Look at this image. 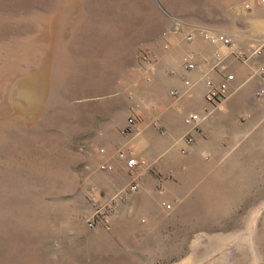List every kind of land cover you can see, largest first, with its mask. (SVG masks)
<instances>
[{
  "label": "rangeland",
  "instance_id": "rangeland-1",
  "mask_svg": "<svg viewBox=\"0 0 264 264\" xmlns=\"http://www.w3.org/2000/svg\"><path fill=\"white\" fill-rule=\"evenodd\" d=\"M175 33L225 36L253 54L264 4L0 0V264H264L256 108L243 136L213 155L196 198L165 200L161 217L112 216L115 186L100 166L137 122L146 65ZM94 200L112 208L109 229L89 227Z\"/></svg>",
  "mask_w": 264,
  "mask_h": 264
},
{
  "label": "crops",
  "instance_id": "crops-1",
  "mask_svg": "<svg viewBox=\"0 0 264 264\" xmlns=\"http://www.w3.org/2000/svg\"><path fill=\"white\" fill-rule=\"evenodd\" d=\"M259 7L252 4L253 10ZM174 35L156 54V61L146 65L148 86L137 122L106 150L104 163L112 165L113 171L105 172H110L108 181L115 186L109 204L112 216L125 208L134 215L161 217L166 215L165 200L196 198L206 179L203 176L215 165L213 155L226 152L233 138L238 141L243 136L246 124L242 118L252 115L254 108L262 110L264 117V98L257 99L264 91V54L255 56L251 50L242 54L238 45H213L198 37L188 42L186 35ZM253 41L264 43V33ZM186 61L196 68L188 70ZM229 75L234 76L230 97L210 104L207 82L220 84ZM192 114L202 118L198 132L185 123ZM188 137L191 145H187ZM120 149L132 152L146 165L129 171L117 158ZM133 184L139 186L138 191H131Z\"/></svg>",
  "mask_w": 264,
  "mask_h": 264
},
{
  "label": "built area",
  "instance_id": "built-area-1",
  "mask_svg": "<svg viewBox=\"0 0 264 264\" xmlns=\"http://www.w3.org/2000/svg\"><path fill=\"white\" fill-rule=\"evenodd\" d=\"M258 1L262 4H264V0H258ZM250 7H251L250 4L246 5L247 9H250ZM185 38L188 42H191L194 40L195 34L194 33H188ZM204 39L213 45L221 44V45H224L226 47H233L234 46L233 41L230 38L225 37V36H215V35H211V34L207 33L206 35H204ZM263 50H264V46L256 49L254 51L253 55L261 56L263 54ZM185 65H186L188 70H194L196 68V66L189 61H186ZM233 80H234V76L229 75V76H227L225 81L220 83V84H215L211 81H208L207 82V89H208L207 99H208L209 103L210 104H216L222 100L229 98L231 95L230 90H229V83ZM189 84H190L189 82H186L187 86ZM263 93L264 92H262L261 94H263ZM201 121H202V118L198 114H192L185 119V123L188 126H190L194 131H197V132L199 131ZM134 124H135L134 119H130L128 121V127L129 128L134 126ZM125 133H127V131H125ZM191 144H192V140L190 137H188L187 138V145H191ZM101 153L104 154L105 150L101 149ZM117 158L120 161H124L126 163V167L129 171H135L138 167L146 165V162L138 161V159L135 157V155L132 152L125 150V149L119 150V152L117 154ZM100 169L102 171H113V166L110 164H107V163H103V164H101ZM138 188H139V186L137 184H133V186L131 187V191L136 192V191H138ZM94 201H95L94 202V213L88 221L89 227L92 229L97 228V227H104V228L109 229L111 226L112 208H106L105 206H103L101 204L99 205V203H97L96 200H94Z\"/></svg>",
  "mask_w": 264,
  "mask_h": 264
}]
</instances>
